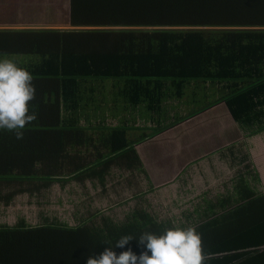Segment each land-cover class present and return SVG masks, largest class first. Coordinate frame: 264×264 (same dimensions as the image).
<instances>
[{"label":"trees","instance_id":"1","mask_svg":"<svg viewBox=\"0 0 264 264\" xmlns=\"http://www.w3.org/2000/svg\"><path fill=\"white\" fill-rule=\"evenodd\" d=\"M70 23L95 28L0 29V57L33 77L36 95L29 113L37 115L22 130V139L0 130V204L10 206L17 195H38L55 183L65 186L73 180L98 178L104 186L114 166L143 167L134 145L222 102L245 137L264 132V0H70ZM73 36L82 39L88 52H65L64 41ZM203 80L204 88H220L222 97L186 117L170 119L163 106L166 96L181 100L187 91L200 90L202 83L194 81ZM111 83L110 97H119L125 109L142 107L152 117L139 127L137 122H118L109 116L123 126L107 125L98 132L100 126L85 115L98 95L106 96ZM192 83L197 85L189 90ZM138 130L151 134L130 141L129 133ZM233 130L227 132L229 142L236 139ZM236 145L228 148L232 154ZM90 147L96 152L84 154ZM246 170V176L238 175L230 196L209 204L206 213L235 210L264 195L257 170L249 165ZM151 212L137 208L121 221L99 212L82 228L91 247L101 253L122 236L161 235L173 228L169 220ZM96 217L100 221H94ZM40 225L25 231L31 228L25 220L13 227L0 223V230L10 229L0 242V259L9 257L21 240L30 243L23 253L43 248L53 252V238L67 232L50 227H69L48 219ZM259 226L244 234L246 245L264 246V226ZM227 249L213 253L227 254L231 261L230 251L224 253ZM205 257L206 264H213L209 255Z\"/></svg>","mask_w":264,"mask_h":264},{"label":"crops","instance_id":"2","mask_svg":"<svg viewBox=\"0 0 264 264\" xmlns=\"http://www.w3.org/2000/svg\"><path fill=\"white\" fill-rule=\"evenodd\" d=\"M49 28H56V29H61V31H65V30H72V29H77V30L91 29L95 27L93 26H90V27L72 26L70 23V13H69V21L67 22V26L65 28H62L59 26H44V28H37V27H20L19 28L18 27V28H0V29H11V30L35 29L37 30V29H49ZM78 38H81V36L78 35ZM64 46H65L66 53L88 52L85 48L84 43L82 42V39L81 41H78L75 36H73V38L65 40ZM0 59H4V58L0 57ZM217 89H218L219 94L221 95L222 93L221 89L220 88H217ZM166 98L168 99L164 102L163 106L168 111V115L171 118L174 111L173 109L170 108V105L176 108L178 107L177 105L178 102H180L182 99L177 100V99L171 98L170 96H166ZM119 101H121V99H119L118 102ZM108 102H109L110 107H106V111H104V107L99 105V100L97 99L95 102H92L90 104L89 111L85 115V118L91 119L93 124L100 126V129L98 130L96 129L98 132L103 131L106 127V124H104V121H100V119L106 118V121L108 122L106 115H112L116 117L118 122H121L125 119L124 113H128L130 117L131 115H133L136 118V117H139V115L143 116V113L141 111L145 110L142 107L141 108L138 107L136 110L125 109L124 108L125 104L121 101L120 104H118V102H115V105L118 104L117 108L119 109L118 113H116V110L113 107L114 105L112 106L110 105L112 104V102L110 101ZM178 109L180 108L178 107ZM171 110L172 112H170ZM143 119L147 120L145 117ZM184 122H187L189 124L187 126L183 125V127L194 125L195 126L194 131L196 134L200 132L202 133L203 130H205L203 129L204 126L208 127L210 123H214L213 124L214 133L217 134L218 136L217 137L213 136L210 138L213 140L214 143H217V145L220 144L221 146L216 147L217 146L216 145L208 149L207 151H203L202 149H198V148L194 149V147H191V146H194L196 142L201 141L202 139H204V137L197 138L196 136V138L192 139V137L190 136L193 131L191 132L188 131L187 133L183 131V134L181 136V130H179L177 132L180 136L177 138L178 135L176 134V130H178L179 125ZM137 124L139 125V123ZM102 125H105L103 129L101 128ZM239 128H240L239 125L236 123V121L230 114L226 104L222 102L212 107L211 109H208L193 117H190L186 119L185 121L177 124L176 126L168 129L167 131L162 132L151 139H148L149 140L148 142H150L151 144L150 147L145 146L146 148H142V147H139L140 144L134 145L136 151L138 152V156L141 160L143 167L140 168L139 164H137L133 166V169L124 170V171L133 170L134 172L146 174L152 184V188H150L149 190L150 192L148 194L152 193L154 189H157V188H158V191H161L164 185H167L168 183L172 182V184L170 185V189L173 191V195L170 196L167 201L164 200L166 203V208L169 212L170 210H169V206H167V203L169 201L170 203H174V197H176L177 194L179 193H181V196L180 198H178L179 196H177V202L179 204H183L184 202H186L183 204V209H185L186 207H189L191 203L193 202H201V205L207 204L206 208L204 206L200 208L199 206L201 205H199L197 207H193L192 211L185 210L182 212L181 216L173 217V221L181 220L182 221L181 228L183 227L188 228L194 224L199 225L195 227V229L201 235V238H202L203 254L205 256L209 255L210 257H208L207 260H211L213 264H224L226 261H228V259H226V257L228 256L227 254L215 255L213 253L214 250L221 249V248H228L227 250L224 251V253L230 251L229 255L231 256L230 257L231 261H228L229 264H264V246L256 247V246L246 245V243H244V238H245L244 234H246L247 231L252 230L253 228L259 225L264 226V221L254 224V225L244 226V223L248 222L247 216H243L239 222H235L236 218L234 217L236 216L237 213H239L240 210H231V211L229 210L228 212H220L219 209L217 210V208H215L217 210L216 212L214 211L213 213L205 212V210L209 208L208 207L209 204L217 205L223 199L222 197L225 196V198H228L227 196H230L229 193H232L233 191V187H232L231 189H225L226 192H224V194L215 193L212 186L205 183L207 181V179L205 178L207 177H209V179H214L211 173H207L206 175H203L202 173L205 171H213V166H211V162H217V166H220L221 162L226 163L230 159L231 161L232 159L234 160V157L237 158L236 168L239 166L241 168L243 167L245 170V173H243L244 176H246V171H247L246 166L247 165L250 166V169L254 167L257 170L259 175H261L262 186L264 190V172H263L264 167L258 168L253 158V153L252 152L250 153L249 150L247 151V148H246V145H247L246 140L249 141V138H252V137H248V138L245 137L244 133L241 130H239ZM229 130H233V133L231 135L232 137H236V139L230 142V144L236 142L237 144L236 147L238 148H235L233 150L234 154H232V152L229 151L227 156L226 155L223 156V155H220V153H216V151L223 150V149L226 150L230 146V145H224V142L228 140L227 138H229L227 134ZM211 131L212 129L208 127L206 128L205 132L208 133ZM190 139L191 141L186 145L187 150L184 151L183 150L185 149L184 144L187 140H190ZM135 140L132 139L130 141H135ZM156 140L160 142L153 143V141H156ZM166 144H169L170 146ZM249 145H250V151H252L251 144ZM139 149H141V152L139 151ZM166 149H169V150H166ZM143 150L149 151L151 153V156L146 155V153ZM94 152H96L95 147H90L89 149L84 148V154L86 155L94 153ZM237 153L241 155V157H238ZM215 156H219V158H215ZM156 164H160L166 167L171 166L172 171L168 172L165 170H159L155 172L154 175H151L149 167L150 166L154 167ZM118 169L122 171L124 168L114 166L110 169L106 177L104 186H102L98 178L87 179L83 182H78L76 180H73V181H70L66 185L74 184L76 186L84 187L88 191L87 192L88 197H90L89 195H93L94 193L96 195L97 192L95 191V188H100L98 189V193L101 191L99 193V196L101 197V199L100 197L99 199L95 198L94 202L97 205L96 201L99 200L101 204L99 206L97 205L98 208H94L95 210L94 214H98L99 212L103 210H108V209H113V208L116 209V207L120 208L119 205L121 204L125 205V204H128V202L118 201V198H119L118 191L122 189V187L119 186L118 184L119 182L117 180L118 177H120V172L118 171ZM185 173H186V181L183 178V175ZM239 175H242V174H239ZM113 183H115L117 194H114L109 190V188L113 186ZM55 184L61 185L62 188L66 186V185L63 186L61 183H55ZM23 188L24 187H21V189ZM119 192L121 193V190ZM123 193L124 191L121 194ZM184 194L186 195V197L184 196ZM216 194L218 196H216ZM22 195L34 196L29 193H22V194L17 195L16 197L22 196ZM213 196H216V197H213ZM147 197L148 196L146 193L140 194L137 198V202L135 206L132 208L133 210H131L130 213H132L137 208L140 210L145 209V208L150 210V206L152 204L149 202L150 198L148 199ZM258 198H255L254 200ZM102 199L106 203V205H103ZM143 199L145 200L142 202L141 200ZM247 203L248 202H246L245 204ZM102 207H103V210H97V209H102ZM215 213L217 214L215 215ZM208 216L210 217L206 219V217ZM22 220H25V219H22ZM167 220H169L171 224L173 225V227H175L176 225L175 222L173 223L171 219H168V218ZM0 223L3 224L1 221ZM4 225H8V224H4ZM50 228L54 231H63V233L67 232L66 235H63V236L59 235L53 238L54 241L60 244V245L58 244L54 245L55 249L53 252H45L43 248L42 251H39V250L37 252L26 251V253H23L22 252L23 249L25 248L28 249L29 246L27 245H30V243L28 242V240L25 242L21 240L20 244H14L12 246L14 247L12 250L14 249L15 250L12 251L11 254H9V257H3V259H0V260H3L4 264H86V260L89 255H99L100 254V253L95 252V250L91 247L90 242L88 241L85 235L84 228H82V224H80L79 226L53 227V228L50 227ZM241 228H242V231H240ZM30 229H35V227L26 228L25 231L30 230ZM133 237L135 238L129 241V243L125 245L124 248L112 247V250L117 254V256H119L121 252L127 251L129 249H131L134 254L139 256L141 252L145 250L138 245L139 235L135 234L133 235ZM238 238H239V241L243 243H238L239 242L237 241ZM250 253H252L253 255H251ZM204 264L206 263L204 262Z\"/></svg>","mask_w":264,"mask_h":264},{"label":"rangeland","instance_id":"3","mask_svg":"<svg viewBox=\"0 0 264 264\" xmlns=\"http://www.w3.org/2000/svg\"><path fill=\"white\" fill-rule=\"evenodd\" d=\"M69 13H70V0H0V28H20V27H37V28H44V26H59L62 28H65L67 26V22L69 21ZM106 80V81H110ZM202 83L203 87L198 90L197 92H188L184 99H182L180 102H178V107H172L170 105V108L173 109L174 113L172 114V117L170 119H178L180 117H186L190 115L191 113L200 110L204 108L206 105L216 101L221 95L219 94L218 90L210 89V88H204V80L203 81H194ZM113 83V82H112ZM112 83L107 87L108 90L105 93L104 96L98 95L97 99L99 100V105L104 107V111H106V107L109 106V102H113L115 104V101L118 102V98L115 95L109 96L110 94V87ZM197 84L192 83L190 84L189 90L194 88ZM187 89V88H186ZM121 101L118 102L120 104ZM114 104H110L111 106ZM116 113H118L119 109L117 108V105H114ZM216 109V108H215ZM172 112V110L170 111ZM107 119L112 118V115H106ZM110 116V117H109ZM148 118V120L152 117V114L150 112H147L146 110H143V116L136 117L131 115L129 116L128 113H124V120L126 122H129L130 124H133L135 122L139 123V127L146 123L147 120L143 118ZM141 118V120H140ZM104 124L110 125V126H117L122 125L121 123H117L115 120H108L104 122ZM189 123L184 122L179 125L178 130H176V134L178 135L177 138L180 136L177 131L181 130V136L183 134V131L187 133L188 131H193L191 136L193 138H199L204 137L199 142H196L194 146V149H202L203 151H207L208 149L214 147L217 145V143H214L213 140L210 137H217L218 135L214 133V123L209 124V128L212 129L211 132H205L206 126L203 127V134L195 133L194 125H189ZM123 126V125H122ZM147 133L150 134L151 130L149 131H135L130 132L128 135V138L130 140H135L137 137L141 136L142 134ZM207 133V134H205ZM205 134V135H204ZM160 139V138H159ZM172 140V138H171ZM143 142L140 144L139 147L146 148L145 146L150 147V142ZM191 141L187 140L184 144L185 149L187 150L186 145ZM160 141H153V143H159ZM252 147V151H250V145ZM164 144V143H162ZM246 148L247 151L253 153V158L256 162V165L258 168L264 167V132L263 134L254 136L252 138H249V141L246 140ZM169 145V144H166ZM224 145H231L230 142L225 141ZM170 146V145H169ZM218 147V146H217ZM220 147V146H219ZM229 148V147H228ZM223 149V150H217L216 153H220V155L227 156L229 149ZM169 150V149H166ZM141 152V149H139ZM146 155L151 156V153L147 150H143ZM238 154V153H237ZM145 156V155H144ZM238 157H241V155L238 154ZM215 158H219V156H215ZM236 159L234 157V160L231 159L228 160L226 163L221 162L220 166H217V162H211V166H213V171H205L202 172L203 175H206L207 173H211L214 179H209V177L205 178L208 185H211L214 189L215 193H221L224 194L225 189H231L234 188V185L236 183V179L239 174L245 173L244 168L237 167ZM214 164V165H213ZM126 169H123L122 171L118 169L120 172V177H118V184L122 187L121 193L124 191L123 194H121L118 191V201L119 202H128V204H121L119 205L120 208L116 207V209H108L103 210L97 209V210H103L101 211L105 215H110L113 217L116 221H121L125 219V216L130 213L132 208L135 206L137 202V198L140 194L146 193L147 198L149 199L150 204V210L151 213L158 216L160 219H171L173 221V217H179L181 216L182 212L185 210L192 211L193 207H197L201 205V202H193L189 207H186L183 209V204H179L177 202V196L180 198L181 193L177 194L176 197H174V203H170V201L167 203V206H169L170 212L166 208L165 201L168 200L170 196L173 195V191L170 189V185L172 182L168 183L167 185H164L162 187L161 191H158L157 189H154V191L150 194H148L150 191V188H152V184L148 178V176L144 173L134 172L132 171H124ZM151 175H154L155 172L159 170H165L168 172L172 171L171 166H163L160 164H156L154 167H149ZM262 171V170H261ZM264 172V171H263ZM258 173V172H257ZM259 174V173H258ZM218 175V176H217ZM217 178H216V177ZM261 176V175H259ZM184 180L186 181V173L183 175ZM197 184V183H196ZM183 188V187H182ZM181 188V189H182ZM98 189L95 188V193L93 195L87 194V189L84 187L76 186L74 184L66 185L64 188H62L59 184H54L49 190L43 191L42 193L34 196L30 195H22L15 198V200L12 202L10 206H3L0 204V221L3 224H8V226L13 227L21 221L22 219H25L31 227H39L40 224H43L47 219L49 222H55V223H65L68 224V226H79L82 223H85L87 220L90 219V216L95 213L94 208H98V206L101 204L99 200L96 201L97 205L94 202V199H99V192ZM180 189V190H181ZM109 190L117 194L115 183H113V186L109 188ZM93 192V191H91ZM186 197V195L184 194ZM216 196H218L216 194ZM213 196V197H216ZM145 198V197H144ZM208 198V197H206ZM101 199V197H100ZM165 200V201H164ZM103 205H106V203L103 201ZM149 204V203H148ZM207 207L206 205L199 206ZM178 207V208H177ZM235 210H240L239 213L236 214L234 218H236L235 222H239L240 219L243 216H247L248 222L244 223V226L247 225H254L260 222L264 221V195L259 197L256 200H253L251 202H248L247 204H244L240 207H238ZM101 217L94 218V221H100ZM178 221V226L181 224V220ZM175 225V224H174ZM175 227H177L175 225ZM10 229H2L0 230V242L3 244L4 242V233H8ZM242 231V228L240 229ZM20 232V234L24 233ZM15 233V232H14ZM18 234V233H17ZM55 244L60 245L56 241H54ZM4 246H2L3 248ZM55 249V246H54ZM0 264H4L3 260H0Z\"/></svg>","mask_w":264,"mask_h":264},{"label":"clouds","instance_id":"4","mask_svg":"<svg viewBox=\"0 0 264 264\" xmlns=\"http://www.w3.org/2000/svg\"><path fill=\"white\" fill-rule=\"evenodd\" d=\"M33 77L13 61L0 59V130L23 138V129L37 119L29 113V103L35 99ZM135 237L122 236L114 247L124 248ZM143 250L139 256L131 249L117 256L112 247L99 255H89L86 264H204L202 238L194 227L168 228L161 235L144 232L138 237ZM149 252L151 255H149Z\"/></svg>","mask_w":264,"mask_h":264}]
</instances>
